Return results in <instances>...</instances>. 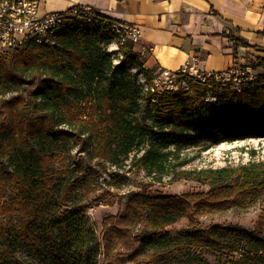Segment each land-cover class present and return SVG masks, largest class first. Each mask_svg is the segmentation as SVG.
<instances>
[{
  "label": "trees",
  "instance_id": "trees-1",
  "mask_svg": "<svg viewBox=\"0 0 264 264\" xmlns=\"http://www.w3.org/2000/svg\"><path fill=\"white\" fill-rule=\"evenodd\" d=\"M73 10L62 12L48 42L29 41L0 57V215L9 217L0 221V264H27L21 254L47 264H264L261 227L196 225L210 212L254 206L264 195L262 161L181 173L208 192L130 193L101 242L84 208L67 206L81 184L56 167L60 142L70 136L89 159L115 165L142 147L136 164L160 176L188 148L264 138V72L241 91L190 78L188 90L157 89L159 72L119 39L116 20L92 11L90 21ZM112 39L117 53L106 46ZM251 65L264 71V59ZM28 84L31 95L4 99ZM183 219L189 225L171 234Z\"/></svg>",
  "mask_w": 264,
  "mask_h": 264
},
{
  "label": "crops",
  "instance_id": "crops-1",
  "mask_svg": "<svg viewBox=\"0 0 264 264\" xmlns=\"http://www.w3.org/2000/svg\"><path fill=\"white\" fill-rule=\"evenodd\" d=\"M39 1L42 15L84 7L139 26L134 51L156 72L222 73L264 59V0Z\"/></svg>",
  "mask_w": 264,
  "mask_h": 264
},
{
  "label": "rangeland",
  "instance_id": "rangeland-1",
  "mask_svg": "<svg viewBox=\"0 0 264 264\" xmlns=\"http://www.w3.org/2000/svg\"><path fill=\"white\" fill-rule=\"evenodd\" d=\"M111 52L117 53L118 45L115 39L107 43ZM260 74V71H256ZM161 89V88H157ZM33 87L28 84L19 91L8 94L4 99L16 97L20 94L31 95ZM83 119L88 120L84 117ZM99 128V126H97ZM69 129L71 133L75 130ZM74 136H70L65 142L61 141V157L56 163L58 170L68 171L72 180L79 184L74 197L68 198L67 206L82 207L95 225L96 236L103 240L104 228L109 224L111 216L116 215L125 208L127 197L130 193H149L152 195H185L189 193L208 192L209 185L196 180L182 179L183 171H199L202 169H217L223 167H238L250 162H264V138H248L235 142H223L211 144L209 148L202 146L183 150L176 157H172V163L166 174L149 175L146 170L140 168L134 157H139L144 150L135 149L129 158L120 157V162L115 165L112 161L101 159H89L84 153H80L79 145ZM174 148H171L173 150ZM78 161L77 165L72 161ZM83 168L87 171H83ZM76 169V170H74ZM11 194L9 197H12ZM9 217L0 215V221L6 223ZM189 225V220L183 219L168 230L176 234L181 228ZM199 228H210L214 225L227 227H240L257 232L258 226L264 229V195L251 207H232L224 211L210 212L197 219ZM120 253H125L120 251ZM127 256V253L122 254ZM27 264H47L42 259L19 255ZM103 260V256L100 257Z\"/></svg>",
  "mask_w": 264,
  "mask_h": 264
},
{
  "label": "built area",
  "instance_id": "built-area-1",
  "mask_svg": "<svg viewBox=\"0 0 264 264\" xmlns=\"http://www.w3.org/2000/svg\"><path fill=\"white\" fill-rule=\"evenodd\" d=\"M39 0H0V57L8 51L24 46L27 36L44 37V42L51 39V30L59 28L64 22L62 12L39 13ZM73 14H85L88 20L95 18L94 13L84 7L73 10ZM112 30L125 34V41L129 40L134 45L141 39V29L137 25L114 21ZM152 50V49H151ZM251 63L244 68H233L222 73H199L191 66H184L177 72L159 71L154 85L156 88L173 91L188 90L190 84L187 79L195 83H211L213 81L223 86V78H232V91L236 87L258 79V73ZM215 83L211 84L212 87ZM227 87V86H224ZM215 97H206V101H214Z\"/></svg>",
  "mask_w": 264,
  "mask_h": 264
},
{
  "label": "bare ground",
  "instance_id": "bare-ground-1",
  "mask_svg": "<svg viewBox=\"0 0 264 264\" xmlns=\"http://www.w3.org/2000/svg\"><path fill=\"white\" fill-rule=\"evenodd\" d=\"M121 23H126V22H123L121 21ZM60 28V27H59ZM55 29V30H51V37L54 36L57 32H58V29ZM119 37V39L124 42L125 41V34L123 32H120V31H116V30H113ZM29 41H33V42H36V43H43L44 42V37H37V36H27L26 38H24V45L29 42ZM258 78H259V74H258ZM248 83H244V85H239L236 87V91H241L243 88H245V86L247 85ZM223 86H232V78H223ZM209 97H215V95L213 94L212 91L209 92Z\"/></svg>",
  "mask_w": 264,
  "mask_h": 264
}]
</instances>
